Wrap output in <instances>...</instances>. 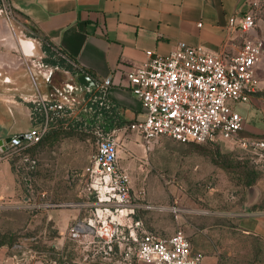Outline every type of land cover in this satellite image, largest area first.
Segmentation results:
<instances>
[{"label": "rangeland", "instance_id": "obj_1", "mask_svg": "<svg viewBox=\"0 0 264 264\" xmlns=\"http://www.w3.org/2000/svg\"><path fill=\"white\" fill-rule=\"evenodd\" d=\"M258 1L260 18L264 0ZM26 23L10 0H0V74L24 64L32 72L33 93L23 97L32 104L33 113L40 97L63 102L71 111L61 115L63 122L52 125L50 136L27 154V160L0 163V193H5L0 199V230L34 236L13 247L2 246L0 264H144L136 258L124 261L119 250L107 255L92 235L85 242L70 235L75 223L93 214L88 205L95 202L88 188V170L101 135L113 129L106 131L102 119L89 121L94 110L84 92L48 89L50 84L61 90L66 85L76 88L77 76L45 60L48 54L41 36ZM23 41L32 42L34 49L24 50ZM0 86L12 88L2 82ZM10 92L22 95L16 89ZM263 95L255 104L230 102L246 119V135L264 134ZM8 119L13 131L31 126L22 113ZM122 137L121 164L129 169L134 190L143 191L144 201L157 206L138 212L147 229L161 236L181 230L195 252L219 251L217 264L256 263L250 260L251 239L223 226H233L230 212H243L254 200L264 198V153L229 142L195 144L169 137H160L147 148L137 131ZM249 178L255 179L251 187ZM257 257H264L263 249Z\"/></svg>", "mask_w": 264, "mask_h": 264}, {"label": "built area", "instance_id": "obj_2", "mask_svg": "<svg viewBox=\"0 0 264 264\" xmlns=\"http://www.w3.org/2000/svg\"><path fill=\"white\" fill-rule=\"evenodd\" d=\"M258 6L259 1L253 0L249 11L232 15L229 27L241 32L254 30ZM263 57L264 40L258 37L248 38L234 55L184 41L168 55L148 50L146 61L126 73L132 92L145 108V117L101 135L88 170V188L95 197L88 205L93 214L71 227V237L85 242L92 235L107 255L119 250L124 261L136 258L144 264H203L204 254L193 250L181 230L161 236L136 218L140 210L157 206L144 201L143 191L134 190L131 173L121 164L122 135L139 132L147 148L160 137H169L181 142H229L264 153V137L244 134L246 119L230 104L251 103L261 92L256 68ZM104 84L110 85L111 79ZM36 105L43 106L46 119L39 126L11 135L9 141L4 139L0 163L20 157L27 160L28 149L49 129V112L61 116L71 111L59 101L44 99ZM261 109L264 118V95ZM173 208L175 213L180 211Z\"/></svg>", "mask_w": 264, "mask_h": 264}, {"label": "crops", "instance_id": "obj_3", "mask_svg": "<svg viewBox=\"0 0 264 264\" xmlns=\"http://www.w3.org/2000/svg\"><path fill=\"white\" fill-rule=\"evenodd\" d=\"M252 1L10 0L18 15L25 18L27 26L36 30L41 38L47 37L87 69L96 83L92 86L95 92L105 90L108 101L130 121L143 119L145 108L131 90L127 70L141 66L147 59L148 50L168 55L180 41L203 46L218 54L234 55L248 38L264 40V14L260 18L257 16V26L252 31L241 32L229 27L230 17L249 11ZM25 68L24 64L23 67L13 66L11 72L0 74V82L12 86L5 89L0 86V139L35 127L32 104H27L23 97V94L33 93L32 72ZM50 76L45 77L48 82ZM256 77L261 92L253 97L254 104L264 92V57L257 64ZM107 79H111L108 86L104 84ZM50 85L48 89L52 91ZM84 88L91 87L82 85L77 77L75 94L85 92ZM11 89L22 95L10 92ZM44 99L40 97L38 101ZM14 113L27 115L30 128L17 131L9 128L8 118ZM4 195L0 193V199ZM258 201L254 200L252 205ZM251 206L243 212H230L234 218L233 226L223 227L249 237L251 254L255 257L256 245L264 250V208L252 209ZM219 257L220 252L216 251L204 255V260L207 264H217Z\"/></svg>", "mask_w": 264, "mask_h": 264}, {"label": "trees", "instance_id": "obj_4", "mask_svg": "<svg viewBox=\"0 0 264 264\" xmlns=\"http://www.w3.org/2000/svg\"><path fill=\"white\" fill-rule=\"evenodd\" d=\"M43 44H44V50L48 54V58L45 60L52 65L61 66L64 69L70 71L75 76H80L83 74H88L89 71L85 69L84 67L80 66L72 57H70L65 51H63L61 48L57 47L55 44L52 43L47 37H43ZM90 74V73H89ZM84 93L87 97H89L90 100V107L94 110L92 113V117L89 120L90 122H94L97 119H102L105 124L104 129L106 131L111 130L116 127H122L126 126L131 121L129 119L124 118L120 115L119 110L116 105L112 104L108 101L106 97L105 90L103 92H95V87L91 88H84ZM63 116H58L56 114H53L52 111L49 112V129L46 132L44 138L37 144L30 147L26 154L33 151V149L39 145H42L46 138H48L51 134V127L54 124L63 122ZM46 119V111L43 108V106L39 107L38 109L34 110L33 113V123L35 126L41 125V123ZM245 130H246V124H245ZM244 130V133H245ZM260 137H264L263 135H257ZM178 141V140H177ZM194 143V142H189ZM213 143V142H208ZM195 144H204V143H195ZM14 162V160H11ZM31 171V170H30ZM33 171H31L32 173ZM255 183V179L249 178L248 185L251 187ZM251 208H264V198L261 197L257 203L251 206ZM249 209V208H248ZM247 210V209H246ZM136 218L142 219L141 214H137ZM57 230H55V233ZM34 239L33 235L21 237V235H17L14 231H1L0 230V248L2 246H8L13 247L16 244L22 243L24 240L29 241V239ZM32 239V240H33ZM31 245H34V242H29ZM255 257H252L250 260L253 261V263L258 264L261 263L262 260L264 261V257H257L259 253H261L262 247H259L258 245L255 246Z\"/></svg>", "mask_w": 264, "mask_h": 264}, {"label": "water", "instance_id": "obj_5", "mask_svg": "<svg viewBox=\"0 0 264 264\" xmlns=\"http://www.w3.org/2000/svg\"><path fill=\"white\" fill-rule=\"evenodd\" d=\"M78 81L82 85H85L86 87H92V86L96 85L95 81L88 74H83V75L78 76ZM9 139H10V137L6 138L5 140L9 141ZM3 140L4 139H0V144L3 143Z\"/></svg>", "mask_w": 264, "mask_h": 264}, {"label": "flooded vegetation", "instance_id": "obj_6", "mask_svg": "<svg viewBox=\"0 0 264 264\" xmlns=\"http://www.w3.org/2000/svg\"><path fill=\"white\" fill-rule=\"evenodd\" d=\"M50 89L52 91L55 90L57 92H63V91H69V89L73 90L74 86L69 85V87H67V85H66V86L63 87V90H61L57 85L51 84L50 85Z\"/></svg>", "mask_w": 264, "mask_h": 264}, {"label": "bare ground", "instance_id": "obj_7", "mask_svg": "<svg viewBox=\"0 0 264 264\" xmlns=\"http://www.w3.org/2000/svg\"><path fill=\"white\" fill-rule=\"evenodd\" d=\"M24 47H26L29 51H32L34 49V44L30 41H23L22 42Z\"/></svg>", "mask_w": 264, "mask_h": 264}]
</instances>
